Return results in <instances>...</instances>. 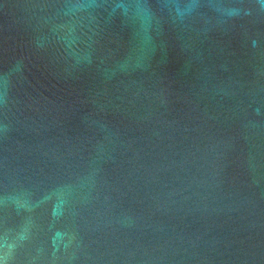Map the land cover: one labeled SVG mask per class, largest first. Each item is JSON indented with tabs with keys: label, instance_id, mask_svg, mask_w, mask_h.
Returning a JSON list of instances; mask_svg holds the SVG:
<instances>
[{
	"label": "water",
	"instance_id": "obj_1",
	"mask_svg": "<svg viewBox=\"0 0 264 264\" xmlns=\"http://www.w3.org/2000/svg\"><path fill=\"white\" fill-rule=\"evenodd\" d=\"M0 264H264V0H0Z\"/></svg>",
	"mask_w": 264,
	"mask_h": 264
}]
</instances>
